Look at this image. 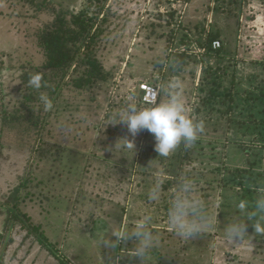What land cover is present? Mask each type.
Listing matches in <instances>:
<instances>
[{"label": "rangeland", "instance_id": "rangeland-1", "mask_svg": "<svg viewBox=\"0 0 264 264\" xmlns=\"http://www.w3.org/2000/svg\"><path fill=\"white\" fill-rule=\"evenodd\" d=\"M54 1L58 11L79 12L92 7L87 0ZM112 1L115 9L98 53L106 70L115 75L113 82L99 85L101 88L91 93L79 92L71 82L79 71L73 67L65 79L53 81L60 88L48 122L40 133L24 137L17 130H3L1 118L5 109L12 110L22 102L26 73L43 69L46 58L38 36L52 23L54 13L38 12L24 0H0V264H62L59 259L63 264H264V235L256 234L255 220L248 221L236 207L244 200L243 190H227L220 185L222 175L215 169L223 166L221 152L220 158L212 159L208 157L213 155L210 147L203 150L197 143L190 147L194 149L192 162L181 174L185 177L188 172L201 184H196L197 194L208 208L213 226L203 235L182 239L169 225L167 212L156 208L159 203H170L176 194V187L167 192L163 186L178 172V163L158 159L154 136L148 131L132 136L107 117L111 105L122 108L129 96H135L138 103L143 84L159 81L156 88L161 101L167 99L166 83L179 78L186 114L194 121L204 119L203 115L192 114L198 104L196 88L202 73L200 63L195 61H200L195 56L201 53L197 44L187 52L194 59L184 58L182 63V53L188 46L181 45L180 38L191 29L194 39L203 27L211 32L218 26L240 23L238 57L245 73L255 74L259 84L263 70L260 62L264 61L262 2L243 0L239 9L229 4L231 0H223L220 7L225 12L221 13L214 9L216 0ZM170 9L179 11L177 23L185 26L175 38L171 30L177 25L169 15ZM229 9L240 16V22L225 16ZM157 13L165 17L154 16ZM226 36L227 41L232 39ZM204 126L211 131L205 130L198 137L206 140L204 147L210 140L247 139L242 143L253 153L231 143L227 151L230 168L248 167L255 160L253 154L260 150L258 131L251 129L242 136L230 128L213 132L216 127L208 122ZM122 139L132 142L134 148ZM157 180L162 183V193L159 200L151 201L149 190ZM261 181L264 183V178ZM212 184L220 185V189L204 191ZM10 208L31 227L20 222ZM144 215H151L150 226L158 227L153 232L158 244L145 260L131 256L133 241L116 249L104 247L102 241L109 235V228H131ZM235 220L245 222L247 236L233 243L225 238L224 228Z\"/></svg>", "mask_w": 264, "mask_h": 264}, {"label": "trees", "instance_id": "trees-1", "mask_svg": "<svg viewBox=\"0 0 264 264\" xmlns=\"http://www.w3.org/2000/svg\"><path fill=\"white\" fill-rule=\"evenodd\" d=\"M87 1L92 7L90 6V8H85L77 12L74 10L58 11L54 0H24L25 4L38 12L52 10L54 20L45 29L39 31L38 36L39 47L43 50L46 58V62L43 65L44 70L41 69L35 70L34 73H26L23 83L27 86L22 102H20L18 107L12 108V110L5 109L3 111L1 118L3 130H17L24 137L40 133V130L48 122L47 118L50 115V111L44 110L43 105L39 102V96L41 94L48 95L54 102L53 108L55 109L60 87L59 85L54 86L53 81L58 77L65 79L73 67L77 69L76 71H79L76 72V77L71 82L74 89L79 92L91 93L94 89L101 88L99 85L113 82L115 75H113L112 71L106 70L104 63L99 57L98 50L105 34V28L109 25L110 14L115 9L113 7L114 2L112 0ZM191 1L188 0L187 2L189 3ZM223 3V0H216V7L214 9L217 12L222 11L221 13H224L225 11L220 7ZM260 3L264 6L262 0H260ZM229 4L233 6L236 4L240 9L243 0H231ZM170 10L169 15L172 17L173 23L177 25L175 29L171 30V37L175 38L176 34L181 31L180 28L185 29V26L182 23L179 25L177 23L179 21L177 17H180L179 11L175 9ZM102 14L104 17L100 19ZM260 15H264V9H261V7ZM154 16L165 17L161 13H157ZM225 16L229 17L230 20L236 19L240 22V16L234 14L230 9L228 15L226 14ZM237 24L234 26L232 24L222 27L218 26L215 31L211 32H207L203 27L194 39L193 36L195 35H192L193 30L191 29V35L184 33L181 36L180 44L188 46V49L182 53L183 64L185 61L184 58L194 59V55L187 53L192 44H197L199 50H201L200 55L195 56V58H199L200 60L197 61L195 59L196 62L200 63L202 73L196 88L198 104L192 114H196L199 117L203 115L205 117H203V120L198 118L196 122H202L203 126L207 122L214 125L216 129L213 132L219 131L220 129H227L228 131L229 128L230 130L240 131L242 136L251 133V129L259 132L257 140L260 150L254 152L255 160L250 161L249 166L244 168H230L227 151L231 143H234L244 148L246 152L253 153L250 146L242 143L243 141L246 142L247 139L233 141H231L232 139H228L227 141L226 139L224 141L210 140L207 141L206 147L203 146V142H206L203 139L204 137L198 138L195 142L201 145V149L203 150L210 147L213 155L208 157L212 159L220 158V152L224 155L221 158L223 160V166L215 169V171H218L222 175L221 187L227 190L234 187L241 188L243 190L244 200H247L249 205H252L256 199V188L264 186V183L261 181L264 178V77L262 75L264 73V61L260 62V67L263 70L260 71V83L258 84L255 74H249L248 71L245 73L242 61L238 57L239 32L242 25L240 23ZM198 26L199 24L196 26L197 29L199 28ZM246 26L244 25L243 27ZM226 35L232 37V39L227 41ZM215 41L220 42V47H214ZM194 54L196 53L194 52ZM37 73L42 75V87L40 89L32 88L28 84L31 76ZM246 80L247 85H245ZM158 82L156 81L152 86L156 87ZM47 91L49 93H46ZM140 93L141 96L137 103L138 106L144 107L152 105L144 103L142 91ZM161 99V93H159L157 103L161 102ZM110 108L107 115L109 118L112 117L113 112L121 109V106L114 103ZM120 124L128 130L125 123L121 122ZM205 130H207L206 126H204ZM207 132L210 133L211 131L207 130ZM178 148L174 155L167 158L159 157L158 153L156 154L160 161H165V159L169 158L168 160L171 161L172 165L177 163L179 165L178 172L168 177V180L163 186V189L167 192L175 187L177 189L178 180L183 177L181 173L185 170L186 165L192 162L190 159L193 148H185L182 145ZM203 150H201L202 153ZM203 157L205 158L206 156ZM184 175L185 177L183 178L196 181L195 178L190 177L188 172H185ZM122 177H125L124 174H122ZM196 184L199 185L200 183ZM220 185L218 187L213 184L209 185L207 187L208 189L205 188L204 191H216L220 189ZM146 186L149 187L150 184L146 183ZM13 206L17 208L16 204ZM168 206L169 203H159L156 208L167 212ZM9 210L16 214L15 209L10 208ZM210 211L212 212V209ZM155 213H158V211ZM15 216L25 226L31 227L19 215L17 216L16 214ZM35 229L38 231L37 228ZM150 230L156 232L158 231V227L150 226ZM30 231L32 232V230ZM166 232H169L168 229ZM40 242L44 244L42 238H40ZM153 252L150 251L149 255ZM59 260L63 264L64 261L62 259Z\"/></svg>", "mask_w": 264, "mask_h": 264}, {"label": "clouds", "instance_id": "clouds-1", "mask_svg": "<svg viewBox=\"0 0 264 264\" xmlns=\"http://www.w3.org/2000/svg\"><path fill=\"white\" fill-rule=\"evenodd\" d=\"M28 84L32 88L40 89L42 75L39 73L32 75ZM165 89L167 99L150 106L140 107L136 103V97L129 96L126 105L113 112L111 118L125 123L132 136L143 130L148 131L155 139L154 150L159 157L167 158L181 144L185 148L191 147L204 131V126L202 122H196L186 114L183 83L179 78L169 80ZM39 102L45 111L53 109V101L48 95L41 94ZM120 141L134 148L132 142L126 139ZM256 192L257 196L251 211L247 200H240L236 207L248 221L255 220L253 226L256 234L264 235V186L256 188ZM161 193L162 183L157 180L150 188L148 198L157 201ZM167 220L175 235L186 240L196 235H203L213 226L204 202L197 194L194 180L183 177L178 180L176 194L167 209ZM151 221V215H144L131 228L126 225L113 226L107 230L109 235L102 243L106 248L116 249L133 241V247L129 249L130 254L133 258L143 261L158 244V238L150 230ZM224 233L225 238L233 243L236 240L242 241L247 236L246 224L240 220L229 222L225 225Z\"/></svg>", "mask_w": 264, "mask_h": 264}, {"label": "built area", "instance_id": "built-area-1", "mask_svg": "<svg viewBox=\"0 0 264 264\" xmlns=\"http://www.w3.org/2000/svg\"><path fill=\"white\" fill-rule=\"evenodd\" d=\"M220 45L221 44L219 41L214 42L215 48L220 47ZM140 87H141L142 99L144 103L152 104V105L156 104L159 99V93H160L159 89L149 84H143Z\"/></svg>", "mask_w": 264, "mask_h": 264}]
</instances>
